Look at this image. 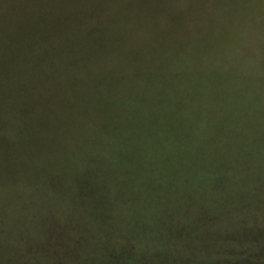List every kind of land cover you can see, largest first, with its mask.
Masks as SVG:
<instances>
[{
    "label": "rangeland",
    "instance_id": "374dc122",
    "mask_svg": "<svg viewBox=\"0 0 264 264\" xmlns=\"http://www.w3.org/2000/svg\"><path fill=\"white\" fill-rule=\"evenodd\" d=\"M254 245L264 0H0V264Z\"/></svg>",
    "mask_w": 264,
    "mask_h": 264
},
{
    "label": "trees",
    "instance_id": "16d2710c",
    "mask_svg": "<svg viewBox=\"0 0 264 264\" xmlns=\"http://www.w3.org/2000/svg\"><path fill=\"white\" fill-rule=\"evenodd\" d=\"M167 134L166 132L163 133ZM253 243V242H252ZM256 250L248 255V250H240L236 252L223 251L226 259L222 258L221 264H264V250L261 251L255 245Z\"/></svg>",
    "mask_w": 264,
    "mask_h": 264
}]
</instances>
